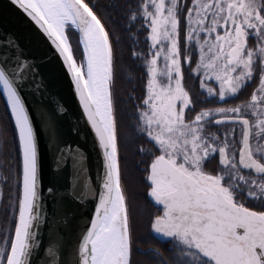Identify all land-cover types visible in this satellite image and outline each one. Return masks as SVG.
Wrapping results in <instances>:
<instances>
[{
	"label": "snow or ice",
	"instance_id": "obj_1",
	"mask_svg": "<svg viewBox=\"0 0 264 264\" xmlns=\"http://www.w3.org/2000/svg\"><path fill=\"white\" fill-rule=\"evenodd\" d=\"M9 3L26 14L60 62L101 154L92 215L71 251L58 249L56 264H139L135 255L149 253L154 264H264V0ZM133 33L130 59L142 61L144 86L141 95L132 87L121 96L115 85L122 45ZM142 45L146 50L137 51ZM46 62L47 54L29 56L14 34L0 33V96L13 129L4 180L12 209L3 215L14 225L0 264L41 259L39 230L47 217L37 139L21 89L47 90ZM186 72L199 81L198 96L186 87ZM229 100L240 103L197 110ZM49 127L54 134V119ZM129 137L140 145L135 170L155 209L147 226L167 245L163 251L136 246L122 183ZM68 160L74 173L86 170L78 146L59 149L56 170ZM47 193L57 210L86 202L75 179Z\"/></svg>",
	"mask_w": 264,
	"mask_h": 264
},
{
	"label": "water",
	"instance_id": "obj_2",
	"mask_svg": "<svg viewBox=\"0 0 264 264\" xmlns=\"http://www.w3.org/2000/svg\"><path fill=\"white\" fill-rule=\"evenodd\" d=\"M0 33L14 34L29 56L39 58L47 54L43 71L49 87L47 90L41 88L39 92L35 88L21 89V96L37 139L42 212L47 217L39 230L41 259L36 260L33 256V264H56L58 249L63 247L70 252L92 215L95 206L93 189L97 184L101 154L60 62L52 55V50L36 26L9 0H0ZM53 119L54 134L49 127ZM65 146L73 149L79 147L86 156V170L74 173L72 160H68L59 171L56 170L59 149ZM70 179H75L76 191L86 202L82 206L73 205L57 210L47 189L53 186L59 193L69 186Z\"/></svg>",
	"mask_w": 264,
	"mask_h": 264
},
{
	"label": "trees",
	"instance_id": "obj_3",
	"mask_svg": "<svg viewBox=\"0 0 264 264\" xmlns=\"http://www.w3.org/2000/svg\"><path fill=\"white\" fill-rule=\"evenodd\" d=\"M135 38V33H133L132 39H126L122 45L124 48L123 63L118 68V77L115 85L118 94L121 96L129 93L132 87H136V95H141L143 91L144 76L142 69V61H133L132 59H130L131 51L133 50L132 40H134ZM143 39L144 36L141 35L140 40L142 41ZM141 47L146 50V45L136 46V50H141ZM185 85L187 88L191 89V91L193 90V83L191 79H188L187 72L185 74ZM121 131L124 132L125 130L122 129ZM12 132L13 129L10 127L9 121L5 116V101L3 97L0 96V249L4 248L5 237L9 235V232L11 231V233L14 234V225L6 221L3 215L5 207L8 208L10 213L12 209V201L7 198L8 192L7 188L4 186V180L8 168V163L6 161L8 160V154L13 153ZM4 140L6 142L5 145H3ZM139 147V143L135 142L134 138L129 137L127 152L128 166L126 169H124L122 165V174L124 178L122 180V183L126 182L128 203L131 209L134 224L136 222L139 223V226L138 224L135 225L134 231V236L136 238V246L139 247L142 251H144L148 245L156 247V243L154 241H150L148 243L143 242L142 245L138 243L139 239H142V235H145L148 230L147 224L144 223L143 218H139V216H137L136 207L139 208V204L135 203L138 199V202L140 203L144 204L145 202L144 197L142 196V193L145 192V189L142 187L139 175L135 170V165L140 159V157L135 154V149ZM144 209H146V207ZM137 256L141 258V261L143 260V257L146 258L144 264H154V260L151 255L146 256L136 254L134 258L136 259Z\"/></svg>",
	"mask_w": 264,
	"mask_h": 264
},
{
	"label": "flooded vegetation",
	"instance_id": "obj_4",
	"mask_svg": "<svg viewBox=\"0 0 264 264\" xmlns=\"http://www.w3.org/2000/svg\"><path fill=\"white\" fill-rule=\"evenodd\" d=\"M256 86H257L256 84H253L251 87L245 89V91H244L243 93H246V95L243 96V97H248V96L250 95L251 91H252ZM211 103H212V102H211ZM237 103H240V101H239V100H235V101H233V100H229L227 103H224V104H218V103H216V104H217V107H232V106H235V104H237ZM210 107H211V106H210ZM205 108H208V106L205 107ZM214 163H215V162H214ZM12 183H14V181H13ZM142 196L144 197L145 202H144V204H143V203H140V202H135V203H138V204H139V208L136 207V208H137V209H136V212H137V216H139V218H143L144 223L147 224V217H148L151 213H154V212H155V209L152 208V207L150 206V204H149V203L146 201V199H145V197H146V190H145L144 193H142ZM145 204H146V206H145ZM145 207H146V209H144ZM147 229H148L147 232L145 233V235H142L143 237H142L141 240L139 239L138 243H140V245H142L143 242L148 243V242H150V241H154V242L156 243V247H153V246H151V245H148V246L145 248V250H144V251L141 250V252H146V251H148L149 249L154 250V251H155V250L163 251V249H164L165 247H167V245L160 244L156 239H154V238L152 237V235H151L150 232H149V228H148V226H147ZM138 255H142V254H138ZM149 255H151V253H149ZM147 256H148V255H147ZM136 260L139 262V264H143L142 261H141V258H140V257L137 256V257H136Z\"/></svg>",
	"mask_w": 264,
	"mask_h": 264
},
{
	"label": "rangeland",
	"instance_id": "obj_5",
	"mask_svg": "<svg viewBox=\"0 0 264 264\" xmlns=\"http://www.w3.org/2000/svg\"><path fill=\"white\" fill-rule=\"evenodd\" d=\"M75 35H73V39H72V45H73V48H74V51H76V55H77V59H79V51H77L76 50V40H77V38L76 37H74ZM160 67L162 68L163 67V59L161 58V62H160ZM193 67H195V65L193 66ZM192 83H193V90H192V94L194 95V96H198L199 95V85H198V83H199V81L198 80H196L195 81V83L192 81ZM245 91V90H244ZM205 95H206V93H205ZM246 95V93H242V98H243V96H245ZM208 106V108H216L217 107V104H216V102L215 101H212V103L211 102H208V103H206V104H204V105H198L197 106V110H200V108L201 107H207ZM211 106V107H210ZM7 135V134H6ZM6 144V142H5V140L3 141V145H5ZM139 201V199L137 200V202ZM143 260H142V263L144 264L145 263V261H146V258H142ZM144 261V262H143Z\"/></svg>",
	"mask_w": 264,
	"mask_h": 264
},
{
	"label": "bare ground",
	"instance_id": "obj_6",
	"mask_svg": "<svg viewBox=\"0 0 264 264\" xmlns=\"http://www.w3.org/2000/svg\"><path fill=\"white\" fill-rule=\"evenodd\" d=\"M137 224H138V226H139V223L136 222L135 225H137Z\"/></svg>",
	"mask_w": 264,
	"mask_h": 264
}]
</instances>
